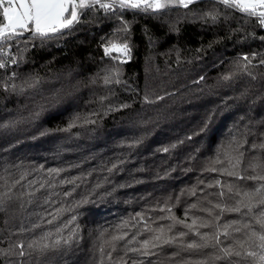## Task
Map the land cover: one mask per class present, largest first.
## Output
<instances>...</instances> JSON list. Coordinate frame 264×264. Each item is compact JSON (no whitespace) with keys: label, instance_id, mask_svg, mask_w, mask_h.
<instances>
[{"label":"trees","instance_id":"16d2710c","mask_svg":"<svg viewBox=\"0 0 264 264\" xmlns=\"http://www.w3.org/2000/svg\"><path fill=\"white\" fill-rule=\"evenodd\" d=\"M214 10L215 22L205 18ZM262 38L256 19L215 0L155 14L94 7L51 39L25 34L0 69V192L5 180L12 192L0 205V264H214L215 249L186 248L200 242L192 233L152 256L128 249L176 219H196L194 229L214 223L212 205L234 204L217 193L254 186L206 169L220 167L217 155L234 139L248 142L246 160L261 163L252 157L264 153L250 146L264 142ZM109 41L130 46L126 62L105 57ZM217 179L224 189L207 187ZM239 218L225 213L221 223ZM180 231L189 230L177 225L167 235ZM33 241L49 247L28 248Z\"/></svg>","mask_w":264,"mask_h":264},{"label":"snow or ice","instance_id":"6c2138e0","mask_svg":"<svg viewBox=\"0 0 264 264\" xmlns=\"http://www.w3.org/2000/svg\"><path fill=\"white\" fill-rule=\"evenodd\" d=\"M199 2L200 0H110V2H104V0H0V53H5L4 58L0 59V69L6 68L8 66L7 61L11 59L7 54V50L14 44L22 42L21 38L25 34L32 37L51 39L54 36L63 34L64 30H70L80 22L83 14L94 7L113 14H115L116 9L136 10L155 14L174 6L188 9L191 5ZM215 2H218L226 10H234L246 17L256 19L258 25L264 29V0H215ZM205 18L215 22L221 18V14L214 10L206 13ZM120 31L127 32V28L124 27ZM103 48L105 57L114 59L117 63L126 62L121 57L129 58L131 55L130 46L127 43L116 44L109 41L107 45H103ZM112 53H119V55L112 56ZM242 59L250 62L251 58L245 55ZM11 62L12 64L18 63L16 60ZM261 63L264 64V60ZM112 75L117 76L118 73ZM229 78L227 76L224 77V79ZM111 82H113L112 78H105L106 84ZM115 82L119 83L120 81L117 79ZM121 107H127V105H122ZM91 122L95 123V121ZM247 143L246 140L243 143L235 139L229 141L228 144L222 146V151L218 153L214 162L215 165H220V167L212 166L206 169L207 171L232 177L236 181L252 182L254 186L248 190L229 184L226 192L221 190L216 194L222 198L227 195L234 202L232 207H222L220 204L212 205V209H219V213L214 216L215 222H201L196 229H194L197 224L196 219H193L191 224L186 223V220L176 219L174 223L167 226L162 224L156 229H146L148 232H156L158 234L152 236L151 239L142 240L140 248H130L128 251L138 252L144 256H152L156 254L152 249L174 244L177 240H182L185 236L192 233L200 237V242L193 240L186 244V248L189 250L215 249L219 254L213 257L214 264L215 262H219V264H243L245 260H250L252 264H264V155L252 157L253 160L261 161L258 164H252L251 161L246 160L245 152L242 149ZM250 150H259L264 153V142L252 144ZM164 151H168V149H164ZM221 155L225 157L223 160L220 159ZM225 165L228 167H225ZM249 168L254 174H246ZM24 179L25 175H21L20 180ZM20 180H15L13 184H19ZM3 186L7 190L0 192V205L12 198L11 187L8 186L7 180H5ZM214 186H218L221 189L225 187L219 179L215 181V185H207L209 188ZM40 187L43 188L44 185L41 184ZM191 195L196 196V191H193ZM208 203L211 204V201H208ZM190 208H197V204L190 205ZM212 209L205 208L201 209V211L213 216ZM167 210L171 211V209ZM59 211L57 210V215ZM161 211H165V209H161ZM225 213H235L240 218L221 223ZM49 215L52 214L49 213ZM185 217L187 218V212ZM55 218L53 216V219ZM159 219L164 220L165 217H160ZM167 219L172 218L168 217ZM47 222L52 223L51 220ZM177 225H182L189 231H180L175 235H167ZM36 227L39 226L36 225ZM199 228H214L216 231L201 233ZM138 234L140 233L134 234L129 243L132 240H136ZM127 235L125 232L123 235L113 236V246L114 242L124 240ZM45 238L41 237V240ZM64 243L67 244L69 241L64 240ZM59 245L60 241L57 240L51 247H58ZM16 247L19 249L18 255L24 256L25 252L23 249L25 245L21 242ZM27 247L33 250L38 248L43 252L49 245L33 241ZM119 264H128V262L121 259Z\"/></svg>","mask_w":264,"mask_h":264},{"label":"built area","instance_id":"2783aa9c","mask_svg":"<svg viewBox=\"0 0 264 264\" xmlns=\"http://www.w3.org/2000/svg\"><path fill=\"white\" fill-rule=\"evenodd\" d=\"M11 48V47H10ZM10 48L8 49V50H10ZM8 50H7V52H8Z\"/></svg>","mask_w":264,"mask_h":264}]
</instances>
